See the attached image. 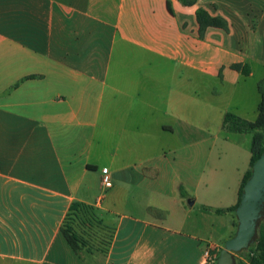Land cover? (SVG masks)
Listing matches in <instances>:
<instances>
[{
    "label": "crops",
    "instance_id": "obj_1",
    "mask_svg": "<svg viewBox=\"0 0 264 264\" xmlns=\"http://www.w3.org/2000/svg\"><path fill=\"white\" fill-rule=\"evenodd\" d=\"M263 77L264 0H0V264H208L250 161L223 117ZM74 204L106 243L70 247Z\"/></svg>",
    "mask_w": 264,
    "mask_h": 264
},
{
    "label": "trees",
    "instance_id": "obj_2",
    "mask_svg": "<svg viewBox=\"0 0 264 264\" xmlns=\"http://www.w3.org/2000/svg\"><path fill=\"white\" fill-rule=\"evenodd\" d=\"M180 2L184 5H191L195 2V0H180ZM167 8L171 12L169 5H167ZM195 19L198 26V34L200 36L203 35L204 31L208 27H216L224 31H228L229 29V23L224 17L220 15H211L206 9L202 7H197L195 9ZM233 67L236 69H241L243 73L248 72L246 68H241L240 64H234ZM257 89L260 94V99L257 105V115L253 121L245 120L233 113L227 112L224 114L223 122H222V127L225 128L226 130L234 131V132L251 133L249 168L247 169V171L245 172L242 178V182L238 190L237 202L233 206L225 209H214V211L216 212L230 211L234 214V217H235V208L239 203L242 194L243 185L251 174L252 165L254 161L264 151V77L258 81ZM179 192L180 194L183 193L181 187H179ZM203 209L207 211L209 210V208H205V207ZM236 225H237V220L235 217L234 230L232 235L235 232ZM60 231L64 236V238L66 239L67 243L70 245V247L77 254H79L82 251L83 247L85 246V243L80 242L79 236L77 235L75 229L72 228L69 224H67L64 220V222L60 226ZM96 244L97 246H100L102 243L98 241L96 243H91V245L93 246ZM234 253H236V255L234 254V264H264V212L261 219L258 222L256 228V238L254 242L250 244L248 248ZM218 254L214 258V260L209 264L215 263ZM239 256H241L242 258H240Z\"/></svg>",
    "mask_w": 264,
    "mask_h": 264
},
{
    "label": "water",
    "instance_id": "obj_3",
    "mask_svg": "<svg viewBox=\"0 0 264 264\" xmlns=\"http://www.w3.org/2000/svg\"><path fill=\"white\" fill-rule=\"evenodd\" d=\"M189 204L192 201H188ZM264 212V151L254 161L249 178L235 208L234 234L224 241L214 264H234V252L246 249L256 238V228Z\"/></svg>",
    "mask_w": 264,
    "mask_h": 264
},
{
    "label": "rangeland",
    "instance_id": "obj_4",
    "mask_svg": "<svg viewBox=\"0 0 264 264\" xmlns=\"http://www.w3.org/2000/svg\"><path fill=\"white\" fill-rule=\"evenodd\" d=\"M65 222L75 229L79 240L85 243L82 253L90 250L91 243L96 240L103 245L108 241L106 231H103L102 224L98 221L95 213L87 207L74 205L66 215ZM83 240V241H82ZM236 253H233V255ZM242 258L241 256H239Z\"/></svg>",
    "mask_w": 264,
    "mask_h": 264
},
{
    "label": "built area",
    "instance_id": "obj_5",
    "mask_svg": "<svg viewBox=\"0 0 264 264\" xmlns=\"http://www.w3.org/2000/svg\"><path fill=\"white\" fill-rule=\"evenodd\" d=\"M101 181L104 184V186H110L111 185L110 180H109V176L107 174L102 175ZM205 254H206V259H207L208 264L214 260V257L212 258L208 252H205Z\"/></svg>",
    "mask_w": 264,
    "mask_h": 264
}]
</instances>
